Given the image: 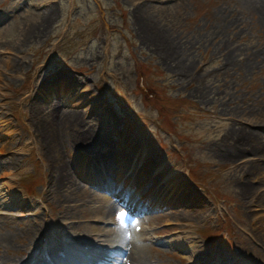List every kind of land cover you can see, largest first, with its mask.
<instances>
[{"label":"rangeland","instance_id":"obj_1","mask_svg":"<svg viewBox=\"0 0 264 264\" xmlns=\"http://www.w3.org/2000/svg\"><path fill=\"white\" fill-rule=\"evenodd\" d=\"M148 9L175 58L138 23L137 12ZM235 48L236 68L225 58ZM45 111L68 117V140L58 147L45 141ZM241 130L264 141V26L244 0H0V210L13 215H0V232L13 243L0 247L6 259L37 264L44 253L61 264L67 257L55 244L85 253L79 229L95 232L89 221L98 218L116 223L102 230L106 247L137 248L145 263L264 264V156ZM88 132L105 143L88 148ZM58 155L88 193L72 196L76 209L50 188ZM164 164L176 179L144 186ZM131 168L139 171L132 179ZM250 186L258 193L245 194ZM149 192L146 212L128 221L132 198ZM185 193L184 205L170 203ZM104 198L105 206L121 203L106 213ZM65 210L83 222L76 228ZM169 221L185 224V234L165 229ZM73 235L84 246L65 244Z\"/></svg>","mask_w":264,"mask_h":264},{"label":"bare ground","instance_id":"obj_2","mask_svg":"<svg viewBox=\"0 0 264 264\" xmlns=\"http://www.w3.org/2000/svg\"><path fill=\"white\" fill-rule=\"evenodd\" d=\"M244 3H245V5L248 6L251 14H258L259 15V20L261 21V23L264 26V0H244ZM45 14H47V16H50L54 13L51 10H47V13H45ZM137 15L139 16V22L138 23L141 24L143 27H145L147 30L146 34L149 35L148 40L149 39L150 40L151 39L157 40V42L161 44L162 49L170 57L172 56L173 58H175L173 56L175 54V50H172L173 47L175 46V44H173V40L170 38L169 34L166 33L165 29L161 26V25H163L161 22L162 20L161 19L159 20L158 17H155L150 12L149 9L145 10V12H143V10L140 12H137ZM228 20H229L228 17H226L225 21L227 23H228ZM228 25L229 26L234 25V22H230V23H228ZM171 45H172V47H171ZM237 52L238 51L235 48V49H231L227 53V55H225V58L228 59L226 62L231 60L232 61L231 66H233L234 68H236L239 64H241L239 57L237 56V59L235 57ZM253 55L256 56L255 57L256 59L260 57L259 52H255ZM176 58L178 59V57H176ZM176 63H177V66L182 65L181 60H176ZM248 64H250V63H248ZM63 90H64L63 87H61V92H63ZM68 95H66L64 97V100L66 102L73 98V97H69ZM37 108L39 110H41L42 107L40 105H38ZM46 112H48V111H45V115H43L44 116L43 119L41 118V120H40V125L43 128L42 130L44 131V134L46 135L45 138L47 139L45 141L48 143L49 146L58 147L61 141H64V139L66 141L68 140V138L66 137V135L62 129L65 126V124H67L68 117L67 116H62V117L58 116L57 117V116H54L53 113H46ZM71 121H72V119H71ZM87 135H88V139L83 137L82 140L87 139L86 141H90L88 143L90 145H86L88 148H91V147L93 148V146L96 144L99 146V145L105 143L104 137H102V136L96 135L94 137V135H91V133H89V132L87 133ZM237 135L241 136V140H243L246 144H248L252 148L253 152L260 153V155L259 154H256V155L264 156V141L259 144L261 136H260V133L258 131L252 130L251 133H248V130H241V132ZM248 135H249V137H248ZM89 137H90V139H89ZM248 138H251V139H249V141H248ZM253 141L256 142V144L254 146H253ZM241 142H238V143L240 145H242ZM59 153H60V150H57V154H59ZM58 156H60L59 163H58V165L55 166L54 169H52L50 188L57 186L58 190L56 193L64 192V194L62 195V196H64V202L63 203L66 204V206H68L69 210L76 209L79 207L78 204H75V202L78 201V199L74 201V199L73 200L71 199L72 196L75 195V193L80 189H82V191L84 192L82 194V197L84 199L86 198L85 196L88 193L86 191H84V187L81 185V183H78L76 181V179L73 177V175L71 174L72 170H71V167L68 166L66 158L63 155L62 156L58 155ZM164 165L165 166H163V169L157 173L156 177L153 178V176L151 174L147 175L149 177H146L147 179H145L144 186H147V185L149 186V185L153 184V182H155L154 186H156V187H153V188H154V190H156L159 187V186H157L159 184V182L170 184L173 182V180L176 179V177H175L176 172L173 171V169H172V172H171L172 174L170 175L169 173H170L171 169L168 166H166L168 164H164ZM125 167H127V166H125ZM166 170H168L169 175L165 179L166 181H162L163 173ZM138 172L136 169L131 168L130 174L128 177H131V179H132V177L135 176L136 173H138ZM140 177H141V175L137 176L136 178L139 179ZM117 179H118V182L122 181L124 179L123 174H121L119 176V178H117ZM127 185H128V182L125 184V188L127 187ZM254 193L255 194L258 193V188L250 186L246 190L245 194H254ZM91 195L92 194H90V196ZM152 195H153L152 192L142 194L139 199L142 201V203H145V202L151 200ZM187 197L188 196L186 195L183 198H178L175 201L174 196H172L173 202H170V203L180 204V203L184 202L185 198H187ZM110 200H113V202H110L106 206H105L106 198H104L103 200H99V201H102L103 205L106 207V210H105L106 213H109V212H111V210L117 208L115 199H110ZM172 200H169V201H172ZM263 200H264V196L261 197L260 201L263 202ZM107 202H109V199ZM157 202H158V199L151 202V205L156 204ZM170 203H167V206H170ZM136 204H137V202H136ZM137 206L138 205L133 206V208L131 210H135L137 208ZM69 210L65 213L69 214L68 213ZM101 211H102V206H101ZM173 214L176 216L179 215L178 212H174ZM183 216H184V214H183ZM97 220H98V218H97ZM77 226H79V225H76V227ZM177 226H178V228L183 229L185 224L178 222ZM30 229L34 230L31 226H30ZM99 229L102 230L103 226H100ZM26 232H29V231H26ZM190 233H192V232H190ZM10 235L11 234H7L5 232H0V247H2V248L4 247V249H9L10 247H12L13 243H12V239H11L12 237ZM105 238H106L105 234L100 233L97 235V239L100 241H105ZM186 239H188L189 241L184 246V248L185 249H187V248L193 249L194 248V245H193L194 242L196 243L198 241L197 238L194 236V237L186 238ZM58 248H59L60 252L63 251L61 246H59ZM107 252H108L107 253L108 254V260H111V264H151L150 262H147V263L143 262L144 259H143V257H141L139 255L140 253H139L137 248L134 250L131 247L127 248L124 246L123 248H120V249L119 248L108 249ZM74 254H76L75 251L69 253V255L71 256L72 259H77L74 256ZM5 257H6V255H4L2 250H0V260H3L2 264H8V263L10 264V262L13 264H22L21 261H16L15 259L13 260L11 258L6 259ZM201 262H203V261H201ZM201 262H195L194 264H201ZM0 264H1V262H0Z\"/></svg>","mask_w":264,"mask_h":264},{"label":"snow or ice","instance_id":"obj_3","mask_svg":"<svg viewBox=\"0 0 264 264\" xmlns=\"http://www.w3.org/2000/svg\"><path fill=\"white\" fill-rule=\"evenodd\" d=\"M123 215H124L123 213H120L121 218L123 217Z\"/></svg>","mask_w":264,"mask_h":264}]
</instances>
